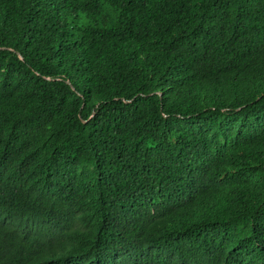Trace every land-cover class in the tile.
I'll return each mask as SVG.
<instances>
[{"label":"trees","instance_id":"16d2710c","mask_svg":"<svg viewBox=\"0 0 264 264\" xmlns=\"http://www.w3.org/2000/svg\"><path fill=\"white\" fill-rule=\"evenodd\" d=\"M0 264H264V0H0Z\"/></svg>","mask_w":264,"mask_h":264}]
</instances>
